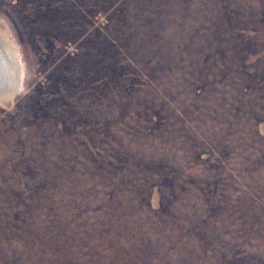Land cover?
<instances>
[{
	"label": "rangeland",
	"instance_id": "obj_1",
	"mask_svg": "<svg viewBox=\"0 0 264 264\" xmlns=\"http://www.w3.org/2000/svg\"><path fill=\"white\" fill-rule=\"evenodd\" d=\"M0 264H264V0H0Z\"/></svg>",
	"mask_w": 264,
	"mask_h": 264
}]
</instances>
